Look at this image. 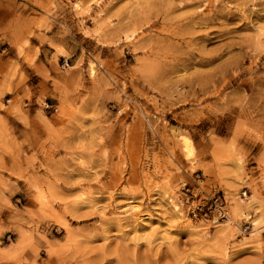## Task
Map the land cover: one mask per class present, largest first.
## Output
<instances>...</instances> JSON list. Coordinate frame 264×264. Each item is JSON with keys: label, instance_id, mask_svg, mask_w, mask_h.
Segmentation results:
<instances>
[{"label": "rangeland", "instance_id": "obj_1", "mask_svg": "<svg viewBox=\"0 0 264 264\" xmlns=\"http://www.w3.org/2000/svg\"><path fill=\"white\" fill-rule=\"evenodd\" d=\"M0 18V264H264V0Z\"/></svg>", "mask_w": 264, "mask_h": 264}, {"label": "built area", "instance_id": "obj_2", "mask_svg": "<svg viewBox=\"0 0 264 264\" xmlns=\"http://www.w3.org/2000/svg\"><path fill=\"white\" fill-rule=\"evenodd\" d=\"M28 105V104H26ZM44 109H49L52 110L53 113L56 112V109H54L52 106L48 105L47 103L44 104L43 106ZM186 186V184L184 185V187ZM185 191L188 192L189 191V187L185 188ZM218 203V204H217ZM212 205L214 206V211H215V215L213 216L216 219H226L228 217L229 211L227 209V202L224 198V196L221 197H217L216 199L213 200V202H211L208 207H203L198 205L197 207H195L194 209H191L190 207L188 208V211L191 213V215L193 217H196V210L197 211H204L209 210ZM207 213L204 212V216H206Z\"/></svg>", "mask_w": 264, "mask_h": 264}, {"label": "crops", "instance_id": "obj_3", "mask_svg": "<svg viewBox=\"0 0 264 264\" xmlns=\"http://www.w3.org/2000/svg\"><path fill=\"white\" fill-rule=\"evenodd\" d=\"M10 15V12L8 13V16ZM2 19L0 18V29H2V28H5V23H4V25L3 24H1V23H3L2 21H1ZM5 21H6V19H4ZM59 60H61V59H63V57L61 56V55H59ZM3 61H6V59L4 60L3 59ZM2 61V62H3ZM24 64H22V67H23V70H25V72L27 73V69H26V67L25 66H23ZM37 86H43V85H45V86H49L50 85V87L53 85V83H51V82H46V81H44V80H42V79H39V80H37V84H36ZM53 87V86H52ZM52 90V89H51ZM34 116V114H32L31 115V118Z\"/></svg>", "mask_w": 264, "mask_h": 264}, {"label": "bare ground", "instance_id": "obj_4", "mask_svg": "<svg viewBox=\"0 0 264 264\" xmlns=\"http://www.w3.org/2000/svg\"><path fill=\"white\" fill-rule=\"evenodd\" d=\"M183 145H184V149H185L187 152H189V151H190V147H189L188 143H187L185 140H183Z\"/></svg>", "mask_w": 264, "mask_h": 264}]
</instances>
